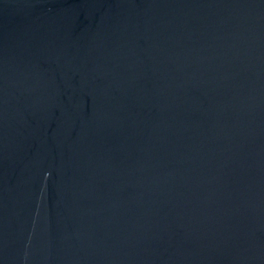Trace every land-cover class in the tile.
<instances>
[{"label":"water","instance_id":"95a60500","mask_svg":"<svg viewBox=\"0 0 264 264\" xmlns=\"http://www.w3.org/2000/svg\"><path fill=\"white\" fill-rule=\"evenodd\" d=\"M0 264H264V0H0Z\"/></svg>","mask_w":264,"mask_h":264}]
</instances>
